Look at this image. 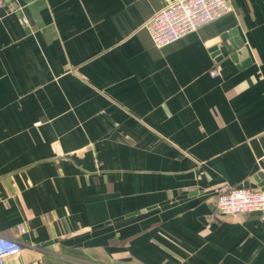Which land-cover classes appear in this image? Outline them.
Instances as JSON below:
<instances>
[{"label":"crops","instance_id":"0c3cea01","mask_svg":"<svg viewBox=\"0 0 264 264\" xmlns=\"http://www.w3.org/2000/svg\"><path fill=\"white\" fill-rule=\"evenodd\" d=\"M229 1L162 49L163 0L0 9V235L23 246L5 264H264V214L216 209L264 187V0ZM234 28L245 59L219 43Z\"/></svg>","mask_w":264,"mask_h":264},{"label":"built area","instance_id":"2783aa9c","mask_svg":"<svg viewBox=\"0 0 264 264\" xmlns=\"http://www.w3.org/2000/svg\"><path fill=\"white\" fill-rule=\"evenodd\" d=\"M17 1L0 0V9L14 6ZM233 11L229 0H163L162 9L154 14L145 28L155 47L162 49ZM210 74L216 77L217 68L211 70ZM216 209L220 216L235 217L252 212L264 214V191L237 186L223 187L218 192ZM26 232V225L18 226L20 235ZM22 252L23 246L18 239L0 235V264H5L8 258L20 256Z\"/></svg>","mask_w":264,"mask_h":264},{"label":"water","instance_id":"95a60500","mask_svg":"<svg viewBox=\"0 0 264 264\" xmlns=\"http://www.w3.org/2000/svg\"><path fill=\"white\" fill-rule=\"evenodd\" d=\"M219 43H225V46L229 47L230 49H232L233 51H235L236 53L233 56V59L239 58V59H245L247 56V49L244 47V43L241 40V37L238 34V30L237 29H232L229 30L227 33L223 34L220 38V42ZM218 42L213 43L212 45L216 46L214 47V51H215V57L218 58V61H220L223 57L221 56V52L218 48ZM245 65V64H244ZM263 178L262 174H259L255 177V179L259 182L260 179ZM239 188H250V182H247L241 186H239ZM262 190L264 191V187L262 188ZM54 242H50V244L48 245H52Z\"/></svg>","mask_w":264,"mask_h":264}]
</instances>
